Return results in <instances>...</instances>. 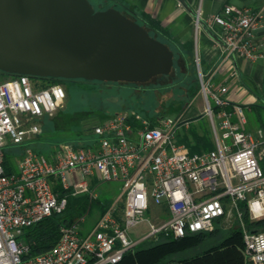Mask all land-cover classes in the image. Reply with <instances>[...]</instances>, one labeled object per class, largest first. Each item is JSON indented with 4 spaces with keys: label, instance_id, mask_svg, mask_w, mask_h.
<instances>
[{
    "label": "built area",
    "instance_id": "built-area-1",
    "mask_svg": "<svg viewBox=\"0 0 264 264\" xmlns=\"http://www.w3.org/2000/svg\"><path fill=\"white\" fill-rule=\"evenodd\" d=\"M194 26L212 35L220 54L208 73L196 57L203 116L214 143L209 151L191 152L179 139L181 126L190 123L182 117L151 120L123 112L93 128L90 146L62 143L49 155L27 148L17 172L7 174L6 147L40 135L43 119L59 111L67 91L28 75L0 78V264H116L138 246L129 230L142 223L149 227L143 242L212 231L218 220L234 217L248 260L264 264V231H247L239 206L246 204L252 220L264 218V140L246 129V106L230 96L241 81L238 59L264 63V7L235 12L227 5L205 15L200 5ZM104 183L117 184L119 194L89 232L82 235V218L62 227L51 249L27 257V230L63 213L70 195L98 198ZM153 207L158 210L148 218Z\"/></svg>",
    "mask_w": 264,
    "mask_h": 264
},
{
    "label": "water",
    "instance_id": "water-1",
    "mask_svg": "<svg viewBox=\"0 0 264 264\" xmlns=\"http://www.w3.org/2000/svg\"><path fill=\"white\" fill-rule=\"evenodd\" d=\"M172 50L138 22L90 0H0V71L39 78L145 83Z\"/></svg>",
    "mask_w": 264,
    "mask_h": 264
},
{
    "label": "trees",
    "instance_id": "trees-1",
    "mask_svg": "<svg viewBox=\"0 0 264 264\" xmlns=\"http://www.w3.org/2000/svg\"><path fill=\"white\" fill-rule=\"evenodd\" d=\"M90 2L96 11L111 7L120 10L124 15L143 26L152 37L166 45H172L173 47L170 46V48L174 54L178 51L174 46V40L169 37L167 30L158 21L145 15L142 17L136 15L133 9L120 0H90ZM175 69L178 72V68ZM0 74L4 76H0L1 79L18 76L2 71H0ZM159 76L161 80L166 79V75ZM43 79L49 83L78 86L77 94H79V98L82 95L90 96L94 93L100 94V92H103L105 98H108L110 102L105 107L100 108L92 101L87 104L81 103L80 106L69 104L65 110L58 111L53 117L46 116L43 119V132L37 135L34 141L28 140L21 145L10 144L6 147L4 151V169L7 174L17 172L16 161L20 158L17 153L19 149L24 153L27 148H32L39 154L49 155L62 143L71 144L76 148L90 146L95 139L93 128L116 114L123 113L120 106L117 105L118 103H114L111 99L116 98V95L120 93H124L123 95L126 97V94L137 89L136 83L131 82L62 78ZM194 96L195 90L193 89L190 98L192 99ZM259 108L261 106H256L255 110H259ZM137 114L151 120L163 116L162 114L145 112H138ZM259 116L264 128V119H262L261 114ZM48 123L51 124L49 130H47ZM50 134L51 136H49ZM181 140L187 143L191 152L209 151L214 148L210 138L204 133L192 132L187 137L183 136ZM36 141L37 144L35 145L34 142ZM117 192L119 193L118 185ZM114 200L112 194L106 195L104 193L103 195L99 194L96 199L91 198L89 195L77 197L70 195L67 208L63 213L55 214L25 232L24 240L30 249L27 257H34L51 249L60 238L61 228L71 226L82 218H85V222L81 226V233L85 235L110 208ZM239 206L242 211V222L246 229L250 232L264 231V218L252 220L246 204L240 203ZM94 210L99 211V217L89 226L87 216L91 212L94 214ZM239 224L240 221L237 219L233 227H227L223 225L222 220H218L212 231L188 234L183 238H175L172 235L161 236L160 241H155L156 243L129 250L124 254L122 260L116 264H251L245 254L244 231Z\"/></svg>",
    "mask_w": 264,
    "mask_h": 264
},
{
    "label": "rangeland",
    "instance_id": "rangeland-1",
    "mask_svg": "<svg viewBox=\"0 0 264 264\" xmlns=\"http://www.w3.org/2000/svg\"><path fill=\"white\" fill-rule=\"evenodd\" d=\"M193 28L194 30L192 33V44H183L174 41V46L178 49V51H176V54L173 53L174 64L171 72L166 75L165 80H161L159 78L160 76H156L145 83H136L137 89L132 90V92H130L129 94L125 93L126 97L123 95L124 93H120L122 95L118 94L116 95V98H112L111 100H113L114 103H118L117 105L120 106V110H122L121 112H125L130 115L133 113L145 112L168 115L173 118L182 117L190 123L188 124L189 128H187L184 124L181 126L179 130L180 135L187 137L192 132H198L201 134L204 133L210 138L211 143L213 144V139L211 137L212 131L209 119L206 116H203L204 106L203 99L199 95L200 82L198 76V68L196 64V57L198 55L201 60L202 69L205 72L203 66V64L205 63V44L201 40V35H199L200 31L196 32L195 26H193ZM167 46L170 48V46L172 45L169 46L167 44ZM175 68H178V72H176ZM0 76L3 75L0 74ZM246 84L249 90L260 98L261 106L259 110L254 109L251 112L246 113V116L248 118L247 127L248 130L257 137L260 134V136L264 138V128L262 126L261 119L259 116L261 114L262 119H264V89L261 90L257 88L252 82L249 81V79L246 80ZM63 85L65 86L67 91V98L66 101L63 103V106L59 109V111L65 110L69 104L73 106H80L81 103L87 104L91 103L90 101H92L93 104L100 108L105 107L106 104L110 102L108 98H105L103 92H100V94L94 93L90 96L82 95V97L79 98V94H77L78 86L74 84ZM193 89L195 90V96L191 99L190 94ZM50 125V123L47 124V130H49L48 128L51 127ZM180 135H178V137L181 140ZM49 136H51V134ZM35 137H32L29 140L34 141ZM190 137L192 138L191 135ZM34 144L36 145L37 141L34 142ZM19 150L17 153L18 156H20L21 158L23 156V151ZM260 164L261 167L264 169V159L260 161ZM98 192L100 195H103V193L106 195L112 194L114 196V199H116L119 194L117 192V184L115 183L102 184L99 187ZM117 208L120 212L123 208V203L119 202ZM94 212V214H92L91 212L90 215L87 216V223H89V226H91V224L94 223L99 217V211L94 210ZM155 212H157V209L156 207H153L147 213V217L150 218ZM237 219L239 220L238 217L226 218L222 223L227 227H233ZM239 225L241 226V224ZM247 231L249 230L247 229ZM148 232L149 227L147 223H142L130 229L129 235L132 241L139 242L137 244L138 246L136 247L156 243L155 241H160V239H150L142 242V237L147 235Z\"/></svg>",
    "mask_w": 264,
    "mask_h": 264
},
{
    "label": "crops",
    "instance_id": "crops-1",
    "mask_svg": "<svg viewBox=\"0 0 264 264\" xmlns=\"http://www.w3.org/2000/svg\"><path fill=\"white\" fill-rule=\"evenodd\" d=\"M133 9V12L158 21L164 27L169 37L183 44H192L195 11L201 5L205 15L219 13L227 5L232 6L235 12L244 8L259 10L264 7V0H120ZM201 40L205 44V73L210 72L217 64L220 54L218 47L207 30L200 31ZM264 42V34L260 36ZM241 81L239 86L231 87L230 96L235 101L246 106V113L251 112L256 106H260V98L249 90L246 80L249 79L257 88L264 89V63H251L244 59L237 60ZM217 81L221 79L217 78ZM198 120V119H196ZM248 125V118H247ZM246 125V129L248 127ZM189 128V127H188ZM249 131V130H248ZM181 135V139H182ZM212 137V135H211ZM260 140H264L258 135ZM186 143V142H185ZM187 144V143H186ZM214 146V143H213ZM158 210V209H157ZM167 213V212H166Z\"/></svg>",
    "mask_w": 264,
    "mask_h": 264
}]
</instances>
